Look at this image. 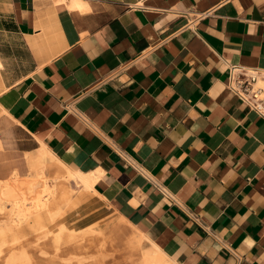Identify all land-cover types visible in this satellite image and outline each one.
<instances>
[{
    "label": "crops",
    "instance_id": "obj_1",
    "mask_svg": "<svg viewBox=\"0 0 264 264\" xmlns=\"http://www.w3.org/2000/svg\"><path fill=\"white\" fill-rule=\"evenodd\" d=\"M80 1L0 0V179L44 144L174 264H264V120L225 86L264 0Z\"/></svg>",
    "mask_w": 264,
    "mask_h": 264
},
{
    "label": "bare ground",
    "instance_id": "obj_2",
    "mask_svg": "<svg viewBox=\"0 0 264 264\" xmlns=\"http://www.w3.org/2000/svg\"><path fill=\"white\" fill-rule=\"evenodd\" d=\"M53 2L59 5L63 0H53ZM65 5L69 10H82L85 3L80 0H70V3ZM263 83L259 82V84ZM25 159L28 172L24 178H20L14 170L9 178L0 179V214L2 215L0 220V251L6 243V235L12 237V242L17 240L22 232L23 223L28 230L44 228V216H48L51 220L50 217L52 215L57 216L62 207L74 206L81 192H88L91 193L90 195L102 198L94 189L96 179L92 173L69 169L44 144H41L33 152L25 153ZM96 172L101 173L99 169ZM73 186L80 188L76 194ZM105 220L103 225L98 228L85 229V232L99 236L97 246L100 249L104 248L107 240L105 235L108 233V235L113 236V241H117V247H120L126 264H174L168 258L169 256L167 257L155 244L148 240L146 233L140 232L122 216L114 214L107 216ZM57 229L55 235L53 234L56 243L65 231H68L69 237L79 231L78 229H67L64 225ZM145 244H147V248H144ZM18 259L28 263L25 252H20L15 253V255L9 254L4 264H15ZM64 262L66 263V261Z\"/></svg>",
    "mask_w": 264,
    "mask_h": 264
},
{
    "label": "rangeland",
    "instance_id": "obj_3",
    "mask_svg": "<svg viewBox=\"0 0 264 264\" xmlns=\"http://www.w3.org/2000/svg\"><path fill=\"white\" fill-rule=\"evenodd\" d=\"M27 170L26 168L24 169L23 175L20 178H24L25 171ZM73 188L75 189V194L80 190V188H76L75 186ZM81 194L82 196H80ZM90 194L88 192H81L74 206L62 207L57 216L52 215L50 217L51 220H49L48 216H44V228L40 229L41 231L28 230L24 227L23 223L22 232L19 234L17 240L12 242V237L6 235V243H4L0 251V264L5 263L9 254L15 255V253L18 254L20 252H25L28 257L27 264H126L120 247H117V241H113V236L107 233L105 235L107 237L105 246L103 249H100L97 246L99 236L85 232V229L90 227L95 229L102 226L107 216H113L108 211H97L95 206H92L89 202L93 196ZM1 219L2 215L0 214ZM53 225L54 227L51 228ZM61 225L66 226L67 229H78L79 231L73 233L75 235L70 237L68 231H65L56 243L54 235L58 230L57 228ZM43 234L45 238L42 236ZM144 248H147V244H145ZM19 260L20 262H18ZM26 262L18 259L15 264H26Z\"/></svg>",
    "mask_w": 264,
    "mask_h": 264
},
{
    "label": "built area",
    "instance_id": "obj_4",
    "mask_svg": "<svg viewBox=\"0 0 264 264\" xmlns=\"http://www.w3.org/2000/svg\"><path fill=\"white\" fill-rule=\"evenodd\" d=\"M225 86L244 105L264 120V70L231 65Z\"/></svg>",
    "mask_w": 264,
    "mask_h": 264
}]
</instances>
